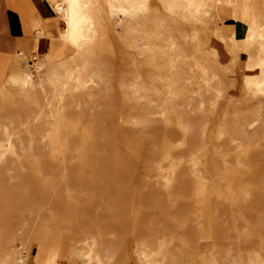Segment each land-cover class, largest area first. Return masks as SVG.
<instances>
[{
	"label": "rangeland",
	"instance_id": "obj_1",
	"mask_svg": "<svg viewBox=\"0 0 264 264\" xmlns=\"http://www.w3.org/2000/svg\"><path fill=\"white\" fill-rule=\"evenodd\" d=\"M138 1L101 3L105 38L77 53L68 83L38 85L34 105L59 113L51 158L38 109L3 131L0 264H264V0ZM59 42L11 56L37 80L75 55ZM10 96L3 124L29 119Z\"/></svg>",
	"mask_w": 264,
	"mask_h": 264
},
{
	"label": "crops",
	"instance_id": "obj_2",
	"mask_svg": "<svg viewBox=\"0 0 264 264\" xmlns=\"http://www.w3.org/2000/svg\"><path fill=\"white\" fill-rule=\"evenodd\" d=\"M60 1L61 0H0V95H4V98H1L2 100H7V103L0 104V109H11L10 107H12L11 105L13 104V99L10 96L11 94L15 95L14 101L17 100L22 104L27 103L31 107V110L27 114V117L30 115L29 119L26 118L25 120L24 117L23 121H20L19 117L16 121H12L9 125H5L3 124L4 121H2V117L0 118V143L3 142V139L5 138L3 131L11 136L9 132L10 128H13L18 134L22 131L20 130L21 128L24 129L26 126L31 127V122L34 120H32L31 117L39 108L34 104H40L43 102L42 97L40 98V96L37 95L40 94L41 90H36L39 85L36 79L32 80L31 84L25 87H21V84L19 86L15 83L14 75L19 73L17 71L24 72L25 75L26 69L19 65L21 58L16 55H11L14 53L21 55L22 53L33 51L41 53L48 52L51 51L52 47L59 46V39H67L71 46H75H73L75 55L63 62H57L49 66L44 76H42L45 86L48 85V82L57 84H63V82H65L64 84H66L68 83V80L71 79L73 62L78 59L77 53H79L81 59L84 56H89L88 47L90 44L95 42L98 44L105 38L106 34L103 31L100 15L102 10H97L98 7L97 5H94L95 2L97 4L98 2H106L107 6L111 8H118L119 4H122L123 6L127 4L126 0H119V2L116 0H90L91 4L93 5L90 22L82 24L75 32H73L69 19L65 18L63 14H59L56 10L57 4H60ZM135 1L137 0H132V2ZM145 2V9H147L149 4L147 0H145ZM59 23L62 24V27H60ZM71 35L76 36V44L75 42L72 43V39H70ZM101 37L103 38L102 40ZM82 50H84L83 53H81ZM97 59H100L98 55L96 56V60ZM82 62L87 61L85 60ZM12 66L15 67L16 73L12 72ZM44 85L43 88H46ZM58 91H62V88L54 91L55 96H57ZM42 92L44 93V90ZM28 97H32V99L30 100ZM56 122H59V119L54 122L52 129L48 131L46 136H43V132L47 127L45 122H40L39 124L32 127L34 128V133L36 132L40 134V136H38L35 140H39V142L45 144L44 151L49 155L50 158L53 156V145L55 142H58L56 138H52L55 137V133H57L56 128H59V123ZM60 126L62 125L60 124ZM64 126L67 127V125ZM20 139L23 143L25 142L24 136H22ZM40 145L41 144H39V146ZM36 147H38V145ZM38 148L42 149L43 147ZM24 166H26L25 170L28 171L30 175H33L34 172H37L36 166H33L30 161H28ZM42 188L43 191H45L44 187ZM47 195L50 199V195ZM3 200V198H0V203L7 206L8 200L5 199L4 203H2ZM9 215L10 213L8 209H0V227L2 230V235H0L1 244L5 243L3 240H7L10 237L7 233L8 223H5V220L8 219ZM24 222L25 216L22 214V216H20V218L17 220V224H23ZM36 222H38V219ZM36 228V230L34 229L33 235L27 236V239H35V232L38 233L39 230V227L36 226ZM18 237L25 238V235H18ZM36 247L42 251V248L45 247V245L42 242L37 241ZM48 248V254H50V252H54L53 249L56 247L51 243V241H49ZM2 262H5L4 258L1 259L0 263Z\"/></svg>",
	"mask_w": 264,
	"mask_h": 264
},
{
	"label": "bare ground",
	"instance_id": "obj_3",
	"mask_svg": "<svg viewBox=\"0 0 264 264\" xmlns=\"http://www.w3.org/2000/svg\"><path fill=\"white\" fill-rule=\"evenodd\" d=\"M61 1L62 2L64 1L65 3L63 2V5L62 4L61 5L57 4V7H56L57 9L56 10H57V12L59 14H63L65 18L69 19L73 32H75L82 24H86V23L90 22L91 11H92V8H93V5L91 4L90 0H61ZM116 1L119 2V0H116ZM126 1H127V5H128L126 10H128L129 12L130 11L131 12L134 11L135 13H137V12L139 13L141 11L142 2H140L138 0L135 1V2H132V0H126ZM105 4H106V2H105ZM94 5H97V7H98L97 10L100 11L101 2H98V4L95 2ZM123 7H125V6H123L122 4H119L118 9H121ZM132 14H133V16L135 15L134 13H132ZM75 37H76L75 35H73V36L71 35L70 39H72V43L75 42V44H76ZM101 40H102V38H101ZM89 56H87V57H89ZM39 64L42 65L41 62H38L37 65L40 66ZM12 67H14V66H12ZM14 69H15V67H14ZM25 71H26L25 75H24V72H21V71H18L19 73L17 74L18 82H19V84L22 85L21 87L29 86V84H31V81H32V78L30 76H28V74H27V70H25ZM92 82L95 83V84L97 83L96 81L95 82L92 81ZM37 83L39 84V86H41L43 84L42 77H39L37 79ZM84 83H86V82H84ZM63 91H64V88H63ZM46 94H48V93L45 91V97H46ZM69 94L71 95V92H69ZM58 96H59V99L62 100L63 99L62 98L63 97V92L62 93L59 92ZM59 102H60V100H59ZM49 103H50V101H49ZM36 113L39 114V115H43L45 117H48L50 119V123L49 124L44 121L46 123L47 127L45 128V130L43 132V136H46V134H48V131L50 129H52V126L54 125V122L58 119V114L59 113H58L57 109L52 110L50 108H48V111L45 112V111H43L42 107L38 108ZM36 116H34L32 119H34ZM10 141L11 140H8V142H10ZM7 151L14 152V148L11 146V142L7 146ZM4 152L5 151H0V161L3 159L2 157L4 156ZM90 253H91V251H86L83 254H90ZM23 258H26V256H24ZM80 260H81V255H80V257L78 258V261L75 264H79Z\"/></svg>",
	"mask_w": 264,
	"mask_h": 264
}]
</instances>
